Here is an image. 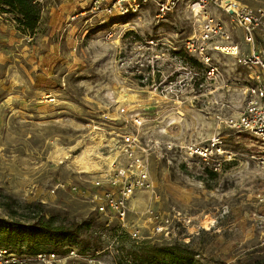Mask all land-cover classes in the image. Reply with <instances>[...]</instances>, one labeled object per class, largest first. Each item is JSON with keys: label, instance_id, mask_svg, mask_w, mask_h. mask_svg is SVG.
Masks as SVG:
<instances>
[{"label": "rangeland", "instance_id": "374dc122", "mask_svg": "<svg viewBox=\"0 0 264 264\" xmlns=\"http://www.w3.org/2000/svg\"><path fill=\"white\" fill-rule=\"evenodd\" d=\"M89 2L40 0L31 35L0 12V220L19 221L27 203L39 202L47 215L81 224L76 256L60 264H116L141 243L175 242L199 253L195 264L263 262L264 201L256 196L264 192V145L225 122L241 110L258 69L253 74L233 55L212 50L218 73L207 77L185 47L200 30L201 14L184 1L162 20L153 2L123 18L84 20L78 15ZM48 20L65 22L54 28ZM224 21L240 51L264 50V32L258 29L248 44L240 28ZM125 132L146 149L152 187L132 196L122 227L71 187L93 189L102 159L93 158L96 169H88L76 158L92 145L100 154L107 140ZM216 135L226 160L212 171L186 151ZM60 147L66 157H54ZM149 210L168 220L162 233L154 231ZM136 228L133 238L128 231ZM63 249L52 251L66 257Z\"/></svg>", "mask_w": 264, "mask_h": 264}, {"label": "built area", "instance_id": "2783aa9c", "mask_svg": "<svg viewBox=\"0 0 264 264\" xmlns=\"http://www.w3.org/2000/svg\"><path fill=\"white\" fill-rule=\"evenodd\" d=\"M35 3L40 0H33ZM186 2L197 9L201 14L200 30L198 34L186 41V49L195 54L204 65L207 77L218 73L217 65L211 61V51L218 50L233 55L237 64L252 70L255 74V83L248 86L241 110L236 116L226 119V125L237 131H245L264 145V50L250 48L248 53H242L236 43H232V35L227 23L214 16V10H219L230 17V22L242 30L243 39L253 44L257 30L264 32V0H90L87 7L79 13V17L90 20L99 15L125 17L129 14H138L145 4L152 2L157 7L155 18L162 20L165 14L172 11L180 2ZM78 16L70 17V20ZM218 38L221 42H231L227 45L215 43L212 39ZM212 44V45H210ZM140 125V120H135ZM223 139L220 135L214 136L210 143L204 146L190 145L187 154L202 158L209 169L219 171L226 160L223 154ZM106 157L103 160L101 172L96 180L92 181L93 189L89 192L72 186L73 193L86 197L91 208L98 215L112 216L125 226L129 202L139 190H149L152 187L146 160V149L141 145L138 136L131 132L114 135L103 146ZM104 156V155H103ZM62 186V185H60ZM264 201V192L256 196ZM148 218L154 222V231L162 233L167 219L159 214L148 211ZM133 238H138L139 232L128 231ZM76 250L69 248L66 257H59L55 253L40 252L35 255L18 254L8 248H0V264H60L69 257L76 256Z\"/></svg>", "mask_w": 264, "mask_h": 264}, {"label": "trees", "instance_id": "16d2710c", "mask_svg": "<svg viewBox=\"0 0 264 264\" xmlns=\"http://www.w3.org/2000/svg\"><path fill=\"white\" fill-rule=\"evenodd\" d=\"M0 12L11 13L23 33L33 34L40 18V8L33 0H0ZM191 64L199 62L191 59ZM212 176L216 174L205 168ZM10 209V202H5ZM15 214V212H11ZM19 221L0 220V248H8L18 254L35 255L40 252L54 253L55 248L64 247L66 253L74 247L81 224L59 221L54 214H46L39 202L27 203ZM90 237L91 234H86ZM42 248L45 250L42 251ZM199 255L188 243L175 242L167 245L141 243L137 248L119 256L116 264H195ZM254 264H264L256 262Z\"/></svg>", "mask_w": 264, "mask_h": 264}, {"label": "bare ground", "instance_id": "6f19581e", "mask_svg": "<svg viewBox=\"0 0 264 264\" xmlns=\"http://www.w3.org/2000/svg\"><path fill=\"white\" fill-rule=\"evenodd\" d=\"M66 157L67 154L66 152L60 148H58L55 153H54V157ZM93 158H100L103 160H108V157H102L97 149L95 145L89 146L87 149H85L82 153V155L79 158H76V162L81 165L82 168H94L96 169V164L93 163Z\"/></svg>", "mask_w": 264, "mask_h": 264}, {"label": "crops", "instance_id": "0c3cea01", "mask_svg": "<svg viewBox=\"0 0 264 264\" xmlns=\"http://www.w3.org/2000/svg\"><path fill=\"white\" fill-rule=\"evenodd\" d=\"M212 13L214 14V16L219 17V18H221L220 15L222 14L224 16V17L221 18L222 20H228V19L230 20V17L228 15H226V14H224L222 12L220 13L218 10H214L213 9ZM217 15H219V16H217ZM64 22H65V20H48V23H49L50 27H54V28L56 26H59V25L63 24ZM240 49H242V48H240ZM255 49H258V47H256ZM248 51L249 50H247V51H242L241 50L242 53H248Z\"/></svg>", "mask_w": 264, "mask_h": 264}]
</instances>
